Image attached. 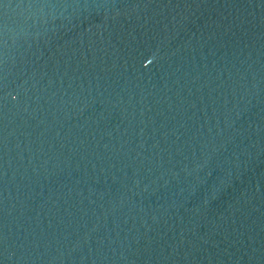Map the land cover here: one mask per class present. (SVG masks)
<instances>
[{
	"label": "water",
	"instance_id": "obj_1",
	"mask_svg": "<svg viewBox=\"0 0 264 264\" xmlns=\"http://www.w3.org/2000/svg\"><path fill=\"white\" fill-rule=\"evenodd\" d=\"M0 264H264V0H0Z\"/></svg>",
	"mask_w": 264,
	"mask_h": 264
}]
</instances>
